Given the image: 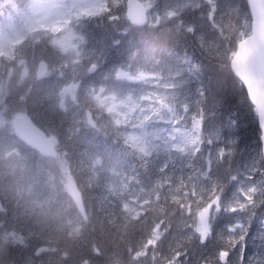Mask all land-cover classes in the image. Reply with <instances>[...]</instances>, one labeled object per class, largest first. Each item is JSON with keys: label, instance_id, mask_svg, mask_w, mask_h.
I'll list each match as a JSON object with an SVG mask.
<instances>
[{"label": "trees", "instance_id": "obj_1", "mask_svg": "<svg viewBox=\"0 0 264 264\" xmlns=\"http://www.w3.org/2000/svg\"><path fill=\"white\" fill-rule=\"evenodd\" d=\"M31 4L32 0H0V29L8 22L6 16L9 20L17 19L18 14L28 12ZM157 4L163 5L162 0ZM124 11L122 7L121 19L115 24L98 14L92 20L81 19L76 26L89 37L95 50L100 49L101 58L95 59L91 54L73 68L62 69L61 63L66 58L46 35L26 36L25 41L12 46L8 60L0 57V73L8 70L14 73L8 82H4L5 94L0 101V119L6 120L0 128V144L4 143L11 152L16 151L11 157H23V164L19 166L0 162V236L22 238L21 241H2L0 264H153V248L149 246L145 250V245L153 239L157 224L162 233L156 245L157 252L167 254L169 244L174 246L181 238L180 209L172 197L176 194L179 178L186 177L190 171L189 162L204 165L203 157L210 144L216 141L209 133L213 130L227 133L232 130L233 121L238 151L236 160L240 164L250 162L260 149L255 110L248 102L244 88L232 75L228 59L217 60L206 55L190 34H186L184 42L182 32L171 28L173 25L162 26L161 30L160 27L158 30L131 27ZM186 16L189 19L191 15ZM177 18L179 16L172 19ZM125 34L126 39L123 38ZM114 37L122 40L121 47L109 56ZM225 39L227 36L219 38L221 42ZM228 40L230 46L232 41V46L236 43L234 36H229ZM184 45L187 51L194 46L197 71L194 77L176 87L177 81L170 78V73L175 70L177 55L184 51ZM146 50L154 60L147 69L155 78L152 83L160 100L156 108L172 118L169 124L190 130L195 141L200 143L184 146L179 158L173 152L168 159L159 155L161 169L157 162L149 160L139 165V159H132L137 178L144 186L157 181L135 215L123 206L127 194L120 196L106 191L108 172L95 166L97 160H102L105 165L109 147L114 141L122 144L120 134L126 128L114 124L112 115L102 104H97L95 95L99 89L115 94L135 88L136 85L116 78V72L142 61L139 57L142 58ZM106 60V67L94 71L97 64L103 66ZM17 61L25 62L27 66V74L22 80L17 76ZM40 63L49 70L43 80L35 78L33 69ZM58 68L63 77L57 76ZM70 73H73V80L79 82L76 101L85 111L86 120L80 125L71 123L67 112L57 106L54 95L48 92L55 80L59 83ZM43 82L46 88L40 85ZM139 89L143 88L139 86L137 91ZM19 112L26 113L55 140L56 158L39 155L13 136L9 122ZM209 139L213 140L210 144L207 143ZM196 147L201 151L195 152ZM120 151L126 155L122 147ZM58 162L66 168L69 188L65 187V177ZM235 165L234 161L233 168ZM223 167L220 166L221 171ZM19 182H23V187ZM252 231L255 239L248 240L245 260L251 258L252 264H258L264 260V230L254 226ZM199 255L197 252L192 256L193 262ZM155 264H162L159 257Z\"/></svg>", "mask_w": 264, "mask_h": 264}, {"label": "rangeland", "instance_id": "obj_2", "mask_svg": "<svg viewBox=\"0 0 264 264\" xmlns=\"http://www.w3.org/2000/svg\"><path fill=\"white\" fill-rule=\"evenodd\" d=\"M158 1L156 0V3ZM104 2L105 0H32L28 12L22 14L21 17L20 14L17 15V22L10 21L6 16V19H8L6 26L8 28L5 32H0V57L4 56L8 60L11 56L12 46L23 40L25 41L26 36L46 35L50 37L54 47L58 48L60 55L66 58L61 63L62 69L73 68V66L82 62V59L87 60L91 54L95 59L97 57L101 58L100 49L95 50V47L88 55V52H90L89 41L81 37L76 41L77 33L74 24L79 23L83 18L92 20L93 16L97 15L96 10L102 7ZM145 3H147V0H145ZM168 4L173 8L177 4L186 6L184 14L179 16V19H172L177 15L168 18L167 10L162 4H160L162 7L159 9L149 11L146 8L148 24L146 28L158 30L157 28L160 27L161 30L162 26L173 25L171 28L182 32L184 42L186 34H190L200 49L206 55L215 57L214 59L226 60L227 58L230 60L233 46L249 34L250 18L245 0H168ZM213 7L218 9L214 19L210 16ZM157 10L160 12L159 17L155 15ZM186 15L191 16L188 19ZM166 29L168 28L166 27ZM226 36L227 39L224 42L219 40L220 37ZM229 36H234V40H236L233 46V41L231 46L229 44ZM185 46L183 47L184 50L187 49ZM146 52L147 50L143 53L142 58L139 57L142 61H137L135 64L128 66L126 70L116 72V78L136 85L135 88L126 93L115 94L99 89L95 95L97 104H102L106 112L112 115L114 124L126 127L121 130L122 134H120L124 147L119 142L114 141L109 147L105 165H103L102 160H97L95 166L99 165L104 171L108 172L105 182L106 191L120 196H123L122 193L127 194L123 206L127 211L135 212V215L138 213L140 206L147 201L146 197L152 191L151 186L157 181L146 183V186H144L137 178L132 159H139V165H143L149 160L154 163L157 162L158 168L161 169L163 165L159 163V155H164L165 159H168L167 156L173 152L179 158L181 155L180 150L184 146H195L196 139H194L195 136L191 134L190 130L169 124L172 118L169 119L166 112L156 108L160 100L155 94L157 90L152 83L155 78L147 69V65L154 64V60L152 55ZM188 52L193 55L195 53L194 46H191ZM135 59L137 60V58ZM39 65L33 66L36 74L35 78L43 80L44 77L49 75V70L43 67L42 63ZM61 68H58L57 76L59 77H63ZM16 70L19 80H22L27 74L25 62L17 61ZM70 71L72 70L70 69ZM72 74L66 76V79L64 78L59 84L55 80V85L48 92L54 95L57 106L67 112L66 116L71 123L80 125L86 120L85 111L81 110L76 101L79 82L73 80ZM12 75L14 73L11 70L0 73V101L5 94L4 82H8ZM44 84V82L40 83L42 88H46ZM139 86L143 89L137 91ZM2 119H0V128L6 123V120ZM216 133L214 131L209 137L215 138ZM51 139L55 144V140ZM211 140H208L207 143L210 144ZM120 147L123 148L126 155L122 154ZM11 151L4 143L0 144V162L12 165V167L22 165L23 157H11L13 152H16ZM7 153H10V156L6 155ZM131 154H134V157ZM173 160H176V158L174 157ZM58 164L60 165L59 162ZM60 171L65 177V187L69 188L70 178L66 168L60 165ZM22 180L24 181V178ZM19 183L23 187V182ZM179 229L182 230L181 237H183L186 233L182 228ZM5 240L21 241L22 238L7 234L2 235L0 236V247H3L2 241ZM255 261L258 262V258H255Z\"/></svg>", "mask_w": 264, "mask_h": 264}, {"label": "snow or ice", "instance_id": "obj_3", "mask_svg": "<svg viewBox=\"0 0 264 264\" xmlns=\"http://www.w3.org/2000/svg\"><path fill=\"white\" fill-rule=\"evenodd\" d=\"M168 18L184 14L186 6L177 4L170 6L168 0H162ZM139 10L142 19L145 9H159L156 0H105L97 14L106 16L111 24L121 19L120 9L125 8L126 15L133 9ZM217 8L213 7L210 16L215 18ZM159 17L160 12L155 11ZM127 38V34L123 37ZM122 40L113 38L108 55L121 47ZM97 64L94 71L102 67ZM197 71L196 59L187 49L177 55L176 68L170 78L176 80V87ZM264 89V82L260 85ZM201 96L203 93H200ZM254 98V97H253ZM256 114L260 128V149L250 162L240 164L236 157L237 141L233 130L227 133L217 132L216 141L210 144L203 159L204 165L198 166L191 161L187 176H181L172 197L174 204L180 209L183 230L186 233L174 246L169 244L167 254L156 251L157 242L161 240L160 224L153 229V239L148 240L145 250L153 248V264L157 257L162 264H252L251 258L245 260L249 238L253 236V227L264 230V105L256 104ZM199 124V121H197ZM199 145V141H195ZM195 152L201 148L196 147ZM236 162L233 168V162ZM224 165L221 171L220 166ZM258 177V178H257ZM175 209L173 210V214ZM167 231V229H165ZM200 255L193 262L192 256ZM147 255V251H145ZM235 257V259H234ZM264 264V260L258 262Z\"/></svg>", "mask_w": 264, "mask_h": 264}, {"label": "water", "instance_id": "obj_4", "mask_svg": "<svg viewBox=\"0 0 264 264\" xmlns=\"http://www.w3.org/2000/svg\"><path fill=\"white\" fill-rule=\"evenodd\" d=\"M245 1L250 14V32L236 43L229 60V68L244 88L248 101L256 113V104L264 105V89L260 88L264 82V0ZM125 18L132 26H143L146 23V10L141 19L139 10L133 6L131 14L125 13ZM256 118L260 132L257 114ZM11 127L14 136L39 155L47 158L56 157L57 151L51 140L26 113L14 116Z\"/></svg>", "mask_w": 264, "mask_h": 264}, {"label": "flooded vegetation", "instance_id": "obj_5", "mask_svg": "<svg viewBox=\"0 0 264 264\" xmlns=\"http://www.w3.org/2000/svg\"><path fill=\"white\" fill-rule=\"evenodd\" d=\"M208 135V134H207Z\"/></svg>", "mask_w": 264, "mask_h": 264}]
</instances>
